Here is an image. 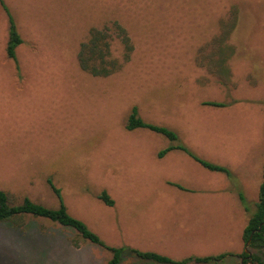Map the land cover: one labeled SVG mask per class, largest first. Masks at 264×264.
Segmentation results:
<instances>
[{
	"label": "rangeland",
	"instance_id": "obj_1",
	"mask_svg": "<svg viewBox=\"0 0 264 264\" xmlns=\"http://www.w3.org/2000/svg\"><path fill=\"white\" fill-rule=\"evenodd\" d=\"M1 1L24 41L17 64L7 57ZM234 18V31L219 44L224 23ZM112 22L126 29L134 51L124 62L125 47L115 36L112 55L123 67L94 77L80 67V47L92 28ZM226 47L234 48L225 63L229 76L208 60ZM133 107L229 175L178 150L159 158L171 143L146 129L127 130ZM263 166L264 0H0V190L12 203L28 197L58 207L51 179L69 213L109 247L171 251L179 259L232 256L240 244L244 250L245 230L233 206L221 212L225 205L205 195L190 198L194 189L185 185L202 192L210 177V187L227 188L249 221ZM104 191L114 205L100 199ZM24 222L22 229L0 224V264L112 258L72 229L32 217ZM121 264L156 263L126 252Z\"/></svg>",
	"mask_w": 264,
	"mask_h": 264
},
{
	"label": "trees",
	"instance_id": "obj_2",
	"mask_svg": "<svg viewBox=\"0 0 264 264\" xmlns=\"http://www.w3.org/2000/svg\"><path fill=\"white\" fill-rule=\"evenodd\" d=\"M1 5L8 17V41L6 46L7 57L13 60L17 64V49L24 43L16 21L10 12L9 8L1 1ZM236 25V18L234 21H226L224 23L225 29L217 39L218 43H224V40L229 38L230 30L234 31ZM230 29V30H228ZM231 31V32H232ZM121 40L125 47V60L128 61L134 47L131 42L126 29L119 22H112L106 25L104 28H92L89 32L88 40L81 44L80 51L78 54V60L80 67L83 71L89 73L94 77H109L114 73L118 72L122 67L123 63L115 59L112 55V40L115 38ZM220 44V43H219ZM217 59L209 58V64L213 68H216L218 73L229 76L230 71L225 66L226 61L234 54V48L226 47L225 49L218 48ZM18 72L20 74V68L17 65ZM213 106H219L217 103H211ZM127 130L134 131L136 129H146L154 133L164 136L171 145L166 149L159 152L158 157L163 158L167 153L178 150L195 162L201 165L203 168L217 173H223L229 175V170L203 160L196 154L192 153L184 144L180 142L178 134L167 127H162L145 122L139 117L137 107H133L128 118ZM50 188L58 199V207H48L43 204L37 203L30 198L26 197L20 204H14L11 202L9 195L0 190V224H11L17 229L25 227L24 218L32 217L38 219H44L54 224L72 229L77 232L80 238L84 241L90 242L93 245L101 246L112 253V258L107 264H121L126 252L134 254L139 259L156 262L159 264H186L191 261L209 263L219 262L224 260L227 255L211 256L206 258H190L181 262H176L167 256L155 252H143L127 246L115 248L107 246L101 238L91 231L88 226L81 220L71 215L68 211L67 206L64 203L61 190L55 186L50 179ZM179 189H184L182 186L177 185ZM100 199L109 206L114 205V200L108 195L106 191L102 193ZM243 200V198H242ZM243 239L245 246L250 241L249 250L251 254L245 251L240 254L242 264H264V166H263V183L259 191V201L256 205L255 213L250 217L248 224L244 230Z\"/></svg>",
	"mask_w": 264,
	"mask_h": 264
},
{
	"label": "crops",
	"instance_id": "obj_3",
	"mask_svg": "<svg viewBox=\"0 0 264 264\" xmlns=\"http://www.w3.org/2000/svg\"><path fill=\"white\" fill-rule=\"evenodd\" d=\"M181 153H183V152H181ZM183 154H185V153H183ZM186 156L188 158H190L188 155H186ZM190 159L192 161H194L192 158H190ZM199 166H201V165H199ZM210 172H212V171H210ZM215 173H217V172H215ZM220 174H222V173H220ZM203 178H205V177L203 176L202 179ZM209 179H210V177H207V178H205L204 184L201 183L202 185H204V186L207 187L205 189V191H202V192H199L200 190L198 189V187L192 186L191 184L185 185L187 188H190L191 187V188L194 189V192H193L194 194H188L189 197L190 198H194L195 197V199H200L202 195H205L207 197V202H209V203H210L211 200L217 199L221 204H223V206L225 205V207L222 209L221 212H223L226 208L232 209V206H233V210H235V213L237 214V215H235V214L234 215L237 216V217H239L241 219L239 224L243 226V229H245L246 226H247V223H248V219L246 218L247 214L245 212V209H243L240 201L238 200L239 203H240V206H239V204H237V203L234 202V200L232 199L233 197L231 195H229L231 193L225 187L221 188V186H218L217 188L216 187H212L211 188L210 187L211 184H210V180ZM209 209H210V206H209ZM209 209H208V212L206 214H209ZM214 212H217V209H214ZM225 214H227V213H225ZM225 214H223V215H225ZM204 217H207V216L204 215ZM198 232L199 233H202V230L199 229ZM243 232H244V230H243ZM243 242H244V240H243ZM199 243L201 245H204L203 242H202V240H200ZM243 245H244V250H245V243H243ZM123 246H126V245H123ZM123 246H121V247H123ZM127 247L134 248V249H137V250L142 251L141 249H139V247H137L135 245L134 246H131V245L129 246L128 245ZM244 250L242 248V244H240L239 247L236 250H234L236 252V253H233L234 255L227 256L224 260L219 261V262H214V263L215 264L216 263H219L220 264L221 262H226L227 264H242V259L239 256H240V254H242L244 252ZM144 252H147V251H144ZM148 252H154V251H148ZM155 253H157V252H155ZM158 254H160V253H158ZM161 255L167 256V257L171 258L172 260H174L176 262H181L183 260L190 259V258H206V257H211L212 256V255H209V256H188L186 258L185 257H182V259H179V258H176L175 256H173L172 253H171V251H167L166 253L161 254ZM228 259H231V260H228ZM154 263H156V262H154ZM156 264H159V263H156ZM186 264H213V262L201 263V262L191 261V262H188Z\"/></svg>",
	"mask_w": 264,
	"mask_h": 264
},
{
	"label": "water",
	"instance_id": "obj_4",
	"mask_svg": "<svg viewBox=\"0 0 264 264\" xmlns=\"http://www.w3.org/2000/svg\"><path fill=\"white\" fill-rule=\"evenodd\" d=\"M249 245H250V241L247 243V245H246V250H245V252L246 253H248V254H251V251L249 250Z\"/></svg>",
	"mask_w": 264,
	"mask_h": 264
}]
</instances>
